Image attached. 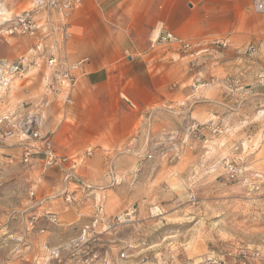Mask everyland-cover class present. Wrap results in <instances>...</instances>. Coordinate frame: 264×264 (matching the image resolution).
<instances>
[{
    "label": "rangeland",
    "instance_id": "1",
    "mask_svg": "<svg viewBox=\"0 0 264 264\" xmlns=\"http://www.w3.org/2000/svg\"><path fill=\"white\" fill-rule=\"evenodd\" d=\"M251 1L238 13L242 15L240 21H250V30L238 28L222 37L193 41L187 52L178 50L182 56L196 54L220 66L208 81L189 82L186 86L193 92L208 88L214 91L210 99L222 97L228 102L239 100L241 95L247 97L241 104L232 103L227 115L240 120L221 128L223 132L207 144L209 150L192 149L186 135L180 142L186 147L180 152L173 146L176 133H172L160 141V155L144 160L147 143L133 151L134 143L130 145V141L137 139L139 132L147 134L146 114L126 142L105 147L102 152L89 145L74 153L82 177L90 160L96 161L99 170L105 158L117 162V176L101 166L105 172L100 188L109 190L104 206L112 216L134 210L133 224L106 232L101 226L92 227L90 205H81L73 199L74 194L65 200L75 187L69 185L65 191L59 167L47 169L42 175L39 166L22 162L24 149L19 150L17 136L0 138V264H207L209 258L221 264H264V15L253 11ZM215 10L209 15L212 20L234 23L233 10ZM1 27L4 26H0V60L16 62L36 40L7 36ZM26 37L32 39V45L17 51V39ZM216 41H227L228 45H213ZM250 45L257 50L253 56L246 51ZM177 47L160 45L154 51L166 53ZM176 58L180 60V56ZM197 60L186 59L183 63L193 70ZM36 66L39 67L30 68V72L48 65L42 59ZM226 80L237 84L229 88L224 84ZM43 95L46 96L44 89ZM33 111L17 112L15 105L8 106L0 115V133L7 122ZM150 131L157 132L159 127L152 126ZM236 142L239 143L233 145ZM229 144L233 148L224 150ZM89 147L91 156L81 161ZM210 157L234 162L242 169L241 176L234 181L228 179L221 167L212 169L217 161H210ZM128 170H132V183L123 178ZM192 194L196 198L193 203L189 201ZM46 212L54 214L57 221H48ZM51 250H56L59 257L52 258Z\"/></svg>",
    "mask_w": 264,
    "mask_h": 264
},
{
    "label": "crops",
    "instance_id": "2",
    "mask_svg": "<svg viewBox=\"0 0 264 264\" xmlns=\"http://www.w3.org/2000/svg\"><path fill=\"white\" fill-rule=\"evenodd\" d=\"M243 1L82 0L80 8L73 11L67 20L56 12H50L38 18L45 30L46 56L53 53L69 63L88 59V63L75 73L76 83L70 92L71 102H66L64 91H60L59 95H43V87L50 77H47L49 68L44 66L40 71L34 69L33 73L31 70L25 71L14 78L10 88L0 89V115L13 105L17 112L33 111L38 102L47 100L48 104L41 110L45 116L44 131L50 136L53 152L67 159L66 167L60 168L62 181L63 172L73 169L70 171V182H65V191L69 185H73L75 190L68 195L74 194L73 199H78L83 206L90 205L91 217L94 218L101 209L104 220L110 222L118 214L108 215L104 206L109 190L100 188L105 172L102 167L112 176H117L119 165L114 159L105 158V165L101 164L99 170L96 161L90 160L89 165L82 170L84 178L78 173L79 159L74 157V153L89 145L102 152L105 147L114 148L126 142L146 114H149L145 127L147 134L139 132V137L130 141V145L134 143L133 151L139 150L145 145L144 142L147 143L148 150L143 158L148 154L160 155L163 152L160 141L172 133H176L173 146L180 152L186 147L180 143L186 135L187 145L192 149L209 150L207 144L223 132L221 128L240 120L227 115L232 110V103L241 104L247 97L241 95L239 100L228 102L222 97L221 100L210 99L214 91L208 88L193 92L186 86L189 82L195 79L208 81L220 66H214L217 63H211L212 59H204L196 54L182 56L179 47L166 53L155 52L157 46H153L151 41L159 29L189 44L222 37L238 28L243 32L250 30V21L239 19L242 15L238 13L247 8L251 0L244 4ZM34 2L0 0V26H4L1 27L2 32L8 26V21L31 10ZM28 6V10H22ZM221 8L234 11V23L231 20L217 22L211 19L209 15L213 14V10L216 9V12ZM65 21L68 23L69 38L63 42L60 28ZM17 40L19 45L16 50L22 52L24 47L28 48L33 43L27 37ZM178 56L180 60H177ZM191 58L198 59L193 70L183 63ZM126 100L134 107L129 108ZM191 123L207 126L201 131L200 139L188 134L186 127ZM152 126H158L159 131L151 132ZM214 128H218L219 133H212ZM231 145H227L224 150H231ZM21 147L20 151L23 149ZM88 150L90 155L86 153ZM91 153L92 148H87L80 157L81 161L90 157ZM209 160L216 159L210 157ZM216 161L220 162L221 159ZM29 164L32 167L39 166L42 175L45 174L42 172L41 155H32ZM131 172L128 170L123 176L128 183L133 181L132 176H129Z\"/></svg>",
    "mask_w": 264,
    "mask_h": 264
},
{
    "label": "built area",
    "instance_id": "3",
    "mask_svg": "<svg viewBox=\"0 0 264 264\" xmlns=\"http://www.w3.org/2000/svg\"><path fill=\"white\" fill-rule=\"evenodd\" d=\"M34 7L29 11H24L13 20L8 21V26L4 30L7 36H28L33 37L36 42L34 46L27 52L25 56L20 57L16 62L8 63L0 61V89H8L11 87L14 78L22 75L26 70L30 68L39 67L36 66L37 62L45 59L47 67L49 68V79L45 83L43 89L44 94L54 95L60 91H64L66 95V102L70 103V92L75 86L76 77L75 73L84 64L88 63L87 58H83L74 63H69L65 59L58 58L51 53L48 57L45 54L44 45V27L39 23L40 17L48 15L50 12H56L62 16L65 20L70 16V14L80 8L82 0H34ZM252 9L258 14H264V0H253ZM68 23L65 21L61 28V38L65 42L69 38L68 33ZM153 46L175 44L180 50L187 52L191 49V44L186 43L178 38H176L172 33L159 29L155 38L151 41ZM213 45L227 47V41H216ZM247 53L251 56L255 55L257 52L255 46L250 45L247 48ZM227 87H232L237 84L236 81L226 80L224 82ZM129 108H133V104L126 100ZM48 104L47 101L42 102L39 108L33 112L27 114L19 115L18 118L11 122H7V126L4 132L0 133V138H9L17 136L19 138L20 146L23 147L24 153L22 156V162L29 164L30 157L32 155H41L43 157L42 172L52 167L63 168V165L67 162L66 158L57 156L51 147V140L48 133L43 134V127L45 124V116L41 112V109ZM4 121H8L4 118ZM2 122L0 121V124ZM207 128L206 125L191 124L188 127V134H192L196 138H200V133L203 129ZM218 128H214L212 133H217ZM172 137V136H171ZM170 137V138H171ZM172 139V138H171ZM87 155H90L88 150ZM144 160L152 159V155L148 154ZM223 173L230 180H237L241 174L242 169L237 166L234 162L229 161L224 158L220 162H215L212 165V169L220 168ZM70 168L66 170L63 176L64 182H70L71 174ZM31 196L34 192L30 193ZM66 200H70V196L66 195ZM189 201L191 203L196 201L195 196L192 194L189 196ZM135 214L134 210H129L125 213L117 215L112 221L107 222L99 209L96 216L93 218L92 227L101 226L104 232L116 229L121 225L133 224V216ZM45 218L50 222H56V217L52 213H45ZM87 229V228H86ZM50 254L52 258H58V252L56 250H51ZM124 258V254L120 255ZM207 264H221L220 261L209 258Z\"/></svg>",
    "mask_w": 264,
    "mask_h": 264
},
{
    "label": "bare ground",
    "instance_id": "4",
    "mask_svg": "<svg viewBox=\"0 0 264 264\" xmlns=\"http://www.w3.org/2000/svg\"><path fill=\"white\" fill-rule=\"evenodd\" d=\"M3 12H4V9H3ZM0 14H1V11H0ZM1 18V17H0ZM158 30L155 32V35L157 34ZM7 44V43H6Z\"/></svg>",
    "mask_w": 264,
    "mask_h": 264
}]
</instances>
